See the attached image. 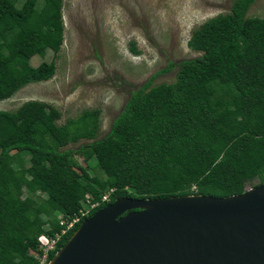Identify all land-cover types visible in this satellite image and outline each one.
<instances>
[{"label":"trees","instance_id":"obj_1","mask_svg":"<svg viewBox=\"0 0 264 264\" xmlns=\"http://www.w3.org/2000/svg\"><path fill=\"white\" fill-rule=\"evenodd\" d=\"M254 2L233 0L227 13L196 28L187 44L199 54L160 71L175 67L173 81L151 77L132 90L101 138L97 108L62 125L59 110L43 101L0 110V264H38L30 254L38 236L59 232L58 215L77 214L87 193L97 200L112 189L48 260L118 197H221L264 180V17L247 15ZM62 40L61 0H0V100L49 79L54 61L33 66L30 59L57 52ZM80 139L92 140L79 151L84 165L61 150ZM92 168L103 177L90 175Z\"/></svg>","mask_w":264,"mask_h":264},{"label":"rangeland","instance_id":"obj_2","mask_svg":"<svg viewBox=\"0 0 264 264\" xmlns=\"http://www.w3.org/2000/svg\"><path fill=\"white\" fill-rule=\"evenodd\" d=\"M232 2L61 0L63 40L59 50L47 49L42 56L34 55L30 59L33 66L54 61V74L47 80L26 84L9 98L1 99L0 110H15L28 100L43 101L59 110L57 123L62 125L86 109L97 108L100 115L96 138H101L109 131L132 90L151 77L154 84L174 80L175 67L160 71L171 62L199 54L187 44L192 32L209 18L227 13ZM247 15L264 17V0H255ZM91 141L80 139L61 150H70L73 160L84 165L79 151ZM91 164L94 165V160ZM88 173L103 177L96 168ZM23 192L25 196V188ZM61 217L59 214L58 219ZM49 227V224L44 226Z\"/></svg>","mask_w":264,"mask_h":264},{"label":"water","instance_id":"obj_3","mask_svg":"<svg viewBox=\"0 0 264 264\" xmlns=\"http://www.w3.org/2000/svg\"><path fill=\"white\" fill-rule=\"evenodd\" d=\"M47 264H264V180L221 197H118Z\"/></svg>","mask_w":264,"mask_h":264},{"label":"built area","instance_id":"obj_4","mask_svg":"<svg viewBox=\"0 0 264 264\" xmlns=\"http://www.w3.org/2000/svg\"><path fill=\"white\" fill-rule=\"evenodd\" d=\"M112 189L104 192L100 199L94 200L91 194L87 193L84 199L81 201L82 206L78 210V213L72 216L70 219L66 220L62 217L59 220V224L63 225L59 232L54 235L49 236L46 233H41L38 240V248L36 251L30 250V254L38 260V264H47L48 255L50 252L55 250L57 243L61 240L62 236L67 234V232L74 227L76 223L81 221L83 217L88 216V214L96 207L100 205L101 202H106L109 200V195Z\"/></svg>","mask_w":264,"mask_h":264}]
</instances>
